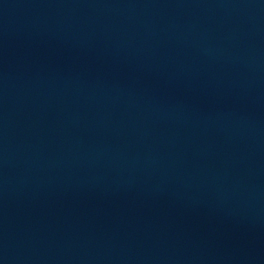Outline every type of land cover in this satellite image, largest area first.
<instances>
[{"label": "water", "instance_id": "95a60500", "mask_svg": "<svg viewBox=\"0 0 264 264\" xmlns=\"http://www.w3.org/2000/svg\"><path fill=\"white\" fill-rule=\"evenodd\" d=\"M0 264H264V0H0Z\"/></svg>", "mask_w": 264, "mask_h": 264}]
</instances>
